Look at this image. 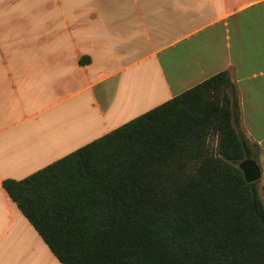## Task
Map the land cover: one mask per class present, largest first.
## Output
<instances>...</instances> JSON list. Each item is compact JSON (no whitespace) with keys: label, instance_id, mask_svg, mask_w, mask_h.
<instances>
[{"label":"crops","instance_id":"crops-1","mask_svg":"<svg viewBox=\"0 0 264 264\" xmlns=\"http://www.w3.org/2000/svg\"><path fill=\"white\" fill-rule=\"evenodd\" d=\"M221 72L262 175L264 0H0V264H61L5 180Z\"/></svg>","mask_w":264,"mask_h":264},{"label":"trees","instance_id":"trees-1","mask_svg":"<svg viewBox=\"0 0 264 264\" xmlns=\"http://www.w3.org/2000/svg\"><path fill=\"white\" fill-rule=\"evenodd\" d=\"M221 72L3 187L61 264H264V205Z\"/></svg>","mask_w":264,"mask_h":264},{"label":"water","instance_id":"water-1","mask_svg":"<svg viewBox=\"0 0 264 264\" xmlns=\"http://www.w3.org/2000/svg\"><path fill=\"white\" fill-rule=\"evenodd\" d=\"M238 168L247 184L256 183L261 177L260 168L253 159H246L240 162Z\"/></svg>","mask_w":264,"mask_h":264},{"label":"rangeland","instance_id":"rangeland-1","mask_svg":"<svg viewBox=\"0 0 264 264\" xmlns=\"http://www.w3.org/2000/svg\"><path fill=\"white\" fill-rule=\"evenodd\" d=\"M256 187L264 205V172H262L261 178L256 182Z\"/></svg>","mask_w":264,"mask_h":264}]
</instances>
